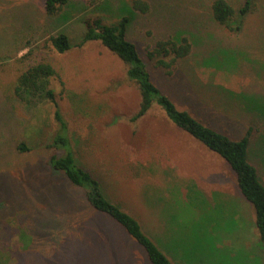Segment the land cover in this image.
<instances>
[{
	"label": "rangeland",
	"instance_id": "374dc122",
	"mask_svg": "<svg viewBox=\"0 0 264 264\" xmlns=\"http://www.w3.org/2000/svg\"><path fill=\"white\" fill-rule=\"evenodd\" d=\"M147 1L149 14L131 9L132 0H71L51 17L45 0H0V264H152L111 217L96 212L91 219L84 190L52 168L45 143L58 129L56 107L47 98L29 105L6 96L32 60L50 61L58 71L50 88L78 161L102 179L111 198L136 215L166 253L178 245L196 253L188 260L171 253L176 264H206L198 256L211 253V242L229 249L237 264H264L254 207L229 163L176 127L159 105L133 122L141 95L127 65L100 41L79 46L88 16L112 22L129 15V38L180 109L233 138L254 128L250 157L264 182V111L256 109L264 104V0H255L239 31L212 19V0ZM228 1L236 7L244 2ZM59 31L72 40L66 53L49 41ZM175 32L190 36L194 47L169 70L149 51ZM211 51H221L222 67L204 63ZM219 86L249 102L227 98ZM21 142L31 150L21 151ZM77 202L86 217L78 223L60 213ZM89 230L95 233L89 236ZM207 230L222 237L204 238Z\"/></svg>",
	"mask_w": 264,
	"mask_h": 264
},
{
	"label": "trees",
	"instance_id": "16d2710c",
	"mask_svg": "<svg viewBox=\"0 0 264 264\" xmlns=\"http://www.w3.org/2000/svg\"><path fill=\"white\" fill-rule=\"evenodd\" d=\"M70 1L45 0V11L51 17L58 16L70 4ZM101 1L103 0H88L91 4H98ZM254 3L255 0H244L240 7H236L228 0H212L210 5L212 19L230 31H239L242 29L244 17L254 10ZM131 9L149 14L152 11V4L147 0H132ZM130 22L131 17L126 13L112 22L106 21L98 14L90 15L85 20V32L79 46H83L87 42L100 41L103 46L117 55L127 65L128 78L138 86L141 95L139 109L131 118L133 122L143 119L155 104L159 105L176 127L192 136L211 151L219 154L229 163L236 175L240 191L254 207L255 224L260 244L264 250V182L261 179L258 167L251 161L250 157L254 128L251 126L242 137L233 138L227 133L204 123L189 110L180 109L172 97L155 82L137 44L129 38ZM49 41L60 53H66L72 49V40L65 31H59L50 36ZM193 47L194 42L190 36L184 35L183 32H175L168 38L159 39L153 49L149 51V57L157 59L159 66L170 70L180 60L188 57ZM32 52L33 50L30 49L24 55L23 61L30 58ZM220 52L211 51L204 57V63L222 67L224 61L219 56ZM32 61L26 63L25 68L15 78L13 89L10 91L11 94H6V96L17 98L29 105L39 98H47L48 102L56 107L54 118L59 124L58 129L51 140L45 143L46 149L50 151L49 162L54 171L64 175L71 185L84 190V205L91 209L89 213L91 219L96 216V212L111 217L116 223L124 227L130 236L145 249L152 264H176L174 256L177 253L185 260H188L192 255H196L194 251H188L185 245H178L176 249L168 250L169 252L166 253L154 236L144 228L141 220L111 198L104 187L102 179L78 161L70 138L69 125L59 108L55 92L50 88V80L53 76L58 75V71L50 61ZM219 87L227 98L229 96L239 100L244 105L249 102H247V96L234 93L231 90L225 91L224 86ZM226 97H224L225 100ZM258 106L259 108L256 109L264 111V104L259 103ZM18 148L23 152L31 150V147L25 142H21ZM79 207H81L80 202H77L70 209H61L60 213L65 214L71 220H76L75 222L78 223L81 219H86L80 213ZM77 217H81V219L78 220ZM94 233L91 230L88 231V235ZM216 237L220 238L222 235L219 232L215 235L212 230L211 232L208 230L204 232V238L216 239ZM203 239L202 241L198 240V243L203 242ZM211 245V253L207 252L206 256H198L201 262L206 264L238 263L236 262L238 261L237 256L231 254L232 252L229 249L223 250L218 246L215 248L213 247L215 243L212 242ZM180 247H182L184 253L179 252Z\"/></svg>",
	"mask_w": 264,
	"mask_h": 264
}]
</instances>
